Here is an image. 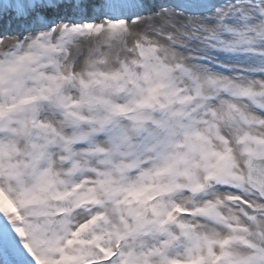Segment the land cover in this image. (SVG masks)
<instances>
[{
  "label": "snow or ice",
  "instance_id": "6c2138e0",
  "mask_svg": "<svg viewBox=\"0 0 264 264\" xmlns=\"http://www.w3.org/2000/svg\"><path fill=\"white\" fill-rule=\"evenodd\" d=\"M0 264H264V0H0Z\"/></svg>",
  "mask_w": 264,
  "mask_h": 264
}]
</instances>
